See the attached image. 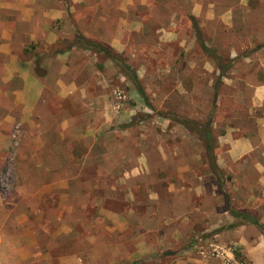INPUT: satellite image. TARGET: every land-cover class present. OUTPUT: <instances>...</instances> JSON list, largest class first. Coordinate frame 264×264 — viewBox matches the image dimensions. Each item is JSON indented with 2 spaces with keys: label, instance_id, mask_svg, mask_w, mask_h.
<instances>
[{
  "label": "rangeland",
  "instance_id": "rangeland-1",
  "mask_svg": "<svg viewBox=\"0 0 264 264\" xmlns=\"http://www.w3.org/2000/svg\"><path fill=\"white\" fill-rule=\"evenodd\" d=\"M191 1L178 5L181 11H190ZM165 2L172 8L171 0ZM98 4H73L75 13L63 25L66 44L76 50L92 42L111 53L89 48L96 62L80 63L85 69L80 82L102 96L104 207L119 214V230L104 221L87 239L81 233L80 239L39 248L32 232L49 230L36 224L48 208L13 207L11 201L21 183L16 166L25 138L23 127L15 125L0 157V264H185L187 258L264 264L263 231L228 210L264 225L255 154L238 161L229 154L231 135L256 138L248 135L255 132L251 95L234 88L240 76L260 74L256 65L241 62L250 50L242 46L245 39L212 22L207 7L199 20L189 14L177 31L166 32L143 7L137 17L104 6V24H97ZM96 177L86 179L99 181ZM23 215L29 223L21 222Z\"/></svg>",
  "mask_w": 264,
  "mask_h": 264
},
{
  "label": "crops",
  "instance_id": "crops-1",
  "mask_svg": "<svg viewBox=\"0 0 264 264\" xmlns=\"http://www.w3.org/2000/svg\"><path fill=\"white\" fill-rule=\"evenodd\" d=\"M84 1L86 4L87 0H0V157L9 145L13 127L21 125L25 138L16 166L21 183L11 201H15L13 207L48 208L36 224H46L49 230L32 232L41 241L39 248L57 246L58 240L80 239L81 233L82 239H87L88 232L104 221L119 230L121 222L119 214L104 207L102 96L80 82L85 74L80 63L88 65L96 58L89 55V47L79 51L75 44H66L64 21L75 13L73 4ZM97 1L93 11L99 17L97 24H104L108 13L104 6L136 16L143 7L153 25L175 32L184 24V17L190 14L199 20L207 7L212 22L245 39L242 46L250 50L241 62L256 65L260 74L240 76L234 86L239 92H234L246 90L251 95L249 114L255 132L248 135L256 138L233 139L231 135L229 154L237 161L255 154L254 172L264 199V0H193L186 13L179 7L185 0H171L172 8H165V0ZM160 16L166 20L157 22ZM132 24L135 29L139 25ZM75 29L80 30L76 25ZM77 39L83 41L79 35ZM259 52L262 56H253ZM91 173L99 181L87 180ZM245 196L247 200L250 197ZM21 222L30 221L23 215ZM129 255L135 256L136 251ZM185 264L217 263L187 258Z\"/></svg>",
  "mask_w": 264,
  "mask_h": 264
},
{
  "label": "trees",
  "instance_id": "trees-1",
  "mask_svg": "<svg viewBox=\"0 0 264 264\" xmlns=\"http://www.w3.org/2000/svg\"><path fill=\"white\" fill-rule=\"evenodd\" d=\"M86 42H87V41H86ZM87 43H88V45H89V48H91V47H93V48H97V49L100 50V51L107 52V53L111 54L110 51H108L107 49H105L104 47H102V46L99 45V44H94V43H92V42H87ZM206 134H207V135H206V136H207L206 138L209 139V137H210L209 132H207ZM209 147H210L209 150H210V151H213V146H212V145H209ZM214 167L216 168V165H214ZM228 210L231 211V213H232L236 218H241V219L244 218V219H248L252 224L258 226V227L263 231V233H264V225H263L262 223H260L256 218L251 217V216H249V215H247V214H245V213L239 212V211H233V210H231V207H229Z\"/></svg>",
  "mask_w": 264,
  "mask_h": 264
},
{
  "label": "built area",
  "instance_id": "built-area-1",
  "mask_svg": "<svg viewBox=\"0 0 264 264\" xmlns=\"http://www.w3.org/2000/svg\"><path fill=\"white\" fill-rule=\"evenodd\" d=\"M16 134L13 136L15 146L18 145V138H17ZM214 253H216L218 256H220L221 253L225 254V251H219V249H214Z\"/></svg>",
  "mask_w": 264,
  "mask_h": 264
}]
</instances>
